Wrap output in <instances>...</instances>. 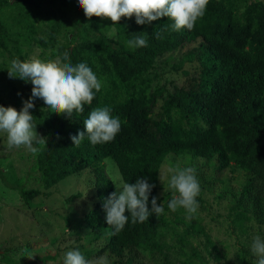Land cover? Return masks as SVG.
<instances>
[{
    "label": "trees",
    "instance_id": "obj_1",
    "mask_svg": "<svg viewBox=\"0 0 264 264\" xmlns=\"http://www.w3.org/2000/svg\"><path fill=\"white\" fill-rule=\"evenodd\" d=\"M139 34L147 35V47H130L128 40ZM34 51L43 61L68 52L74 65L84 62L92 69L102 89L91 106L71 119L36 98L30 114L47 142L31 153L26 178L36 172L40 187L28 189L22 179L10 182L2 169L0 180L29 204L87 171L96 201L82 219L91 247L77 246L86 259L107 255L109 264H134L144 256L140 240L159 228L153 213L143 223L129 219L119 234H112L104 203L116 190L105 172L106 159L115 163L122 181L135 184L146 178L155 185L150 212L153 197L164 208L172 198L159 179L168 158L204 161L219 173L248 172L252 177L235 202L264 222V133L252 124L264 115L262 0H209L191 31L174 30L167 17L144 25L135 17L117 25L110 19L89 20L78 0H0V55L9 67L14 59L30 60ZM172 73L186 76L184 84L168 80ZM27 83L23 98L29 100L33 85ZM96 107H109L120 119L121 131L109 143L93 145L86 136L75 146L71 137L86 134L83 120ZM56 255L46 253L36 264H56ZM1 263L18 261L3 254Z\"/></svg>",
    "mask_w": 264,
    "mask_h": 264
},
{
    "label": "rangeland",
    "instance_id": "obj_2",
    "mask_svg": "<svg viewBox=\"0 0 264 264\" xmlns=\"http://www.w3.org/2000/svg\"><path fill=\"white\" fill-rule=\"evenodd\" d=\"M36 54L34 51L29 59L35 58ZM8 68L5 57L0 55V106L19 111L28 101L23 95L29 84L9 78ZM184 68L189 69V64ZM188 72L190 77L194 76L193 71ZM167 79L180 86L187 77L172 73ZM252 124L264 133V115ZM30 157L31 152L23 146L9 148L6 134L0 133V169L8 181L22 179L28 189L40 187L36 172L30 179L26 178L31 166ZM104 165L117 191L113 181H122L118 169L110 159H106ZM187 166L196 169L201 187L197 198L198 213L194 219L187 220L183 209L172 212L165 207L164 213L156 216L159 228L149 230L140 240L144 256L134 264H254L251 245L257 235L264 239V222L238 206L234 198L238 197L251 174L239 170L234 174L229 171L219 173L213 164L209 168L204 161L191 163L186 158H168L160 173L170 178L169 168ZM91 181L87 171L70 176L55 188L46 190L50 192L48 198L40 196L25 204L16 191L6 188L0 180V255L7 254L18 264H36L37 258L56 252V264H63L67 251L77 249L78 245L83 249L90 248L92 236H84L82 219L96 201ZM163 184L167 187L168 179ZM76 193H82L81 197L73 202L66 201Z\"/></svg>",
    "mask_w": 264,
    "mask_h": 264
},
{
    "label": "clouds",
    "instance_id": "obj_3",
    "mask_svg": "<svg viewBox=\"0 0 264 264\" xmlns=\"http://www.w3.org/2000/svg\"><path fill=\"white\" fill-rule=\"evenodd\" d=\"M78 4L89 20L93 17L110 19L113 25H117L122 18L135 17L138 25H144L167 17L173 21L174 30L191 31L197 20L204 16L209 0H78ZM146 36L135 35L128 40V45L132 48L147 47ZM7 71L9 78L30 81L33 88L31 98L24 102L21 111L0 106V133L6 134L9 148L23 146L33 154L39 151L38 146L47 142L38 135L34 117L30 114L36 98L42 99L47 109L56 115L71 119L74 114H82L85 105L91 106L95 94L102 89V82L92 69L84 62L74 65L68 52L49 61L14 59ZM111 111L109 107L93 108L83 120L86 134L79 132L72 136L73 144L79 146L86 136L93 145L112 142L121 131V121L112 116ZM168 172L171 173L170 178L159 173L162 184L168 179L167 187L172 191L167 207L172 212L183 209L187 220L194 219L199 209L197 198L201 193L196 169L192 166L176 167L169 168ZM113 183L117 191L104 203L106 222L114 229L112 234H119L129 219L133 224L143 223L153 213L157 217L164 213L163 204L159 205L155 197L151 200L149 211V196L155 185L146 178L137 179L135 184L124 181ZM126 213H130V218ZM251 252L255 257L254 264H264V239L255 236ZM63 264H109V261L107 255L86 259L79 249H75L66 252Z\"/></svg>",
    "mask_w": 264,
    "mask_h": 264
}]
</instances>
